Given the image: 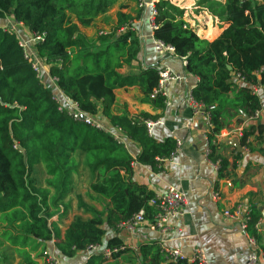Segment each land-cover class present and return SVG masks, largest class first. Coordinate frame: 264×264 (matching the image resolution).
Wrapping results in <instances>:
<instances>
[{"label": "trees", "instance_id": "obj_1", "mask_svg": "<svg viewBox=\"0 0 264 264\" xmlns=\"http://www.w3.org/2000/svg\"><path fill=\"white\" fill-rule=\"evenodd\" d=\"M117 1L0 0V210L6 213L0 236L1 241L5 237L21 241L19 253L26 264H35L24 250L27 243L44 246L59 237L57 222L51 219L54 215L58 221L67 218L72 202L79 214L56 244L63 261L101 245L107 230L116 233L141 209L152 220L154 210L148 203L154 194L132 180L131 167L139 163L155 170L174 151L175 140L155 142L144 122L156 121L160 114L130 115L117 109L116 92L136 88L138 103L162 113L164 99L152 97L159 68L144 66L137 73L120 74V69L138 59V37L126 30L91 40L81 31L93 27ZM126 2L115 13L116 29L128 28L144 15L138 8L133 15L123 12L128 9ZM196 6L227 24L216 39L199 37L185 10L170 0L154 3L153 38L171 46L175 57L184 61V71L197 79L191 96L209 115L208 159L219 161L217 172L222 176L227 162L217 155L216 136L233 120L239 124L255 120L264 101V0H226L225 4L197 0ZM6 19L42 36L33 50L48 75L57 79V89L83 116L97 122L104 119L137 144L136 158L101 126L85 125L57 110L54 93L23 58L16 34L2 30ZM252 86L260 87L258 95L252 93ZM263 135V125L251 124L243 129L239 146L252 152V143H260ZM260 217L255 209L249 211V235L257 237L255 224ZM105 248L117 249L110 260L127 251L118 238H111ZM261 252L264 257V244ZM141 256L143 261L149 256V264H186L166 262L161 248L154 245L144 246ZM41 257L48 264L46 255ZM99 262H106L101 253L92 255L87 264Z\"/></svg>", "mask_w": 264, "mask_h": 264}, {"label": "crops", "instance_id": "obj_2", "mask_svg": "<svg viewBox=\"0 0 264 264\" xmlns=\"http://www.w3.org/2000/svg\"><path fill=\"white\" fill-rule=\"evenodd\" d=\"M170 1L185 10V18L190 26L196 28L197 35L203 39L208 41L216 39L227 26L224 21L209 16L207 12L197 7V0H185L186 4H181L182 0ZM216 1L221 4L226 2V0ZM126 3L128 9L123 12L133 15L137 8L136 4ZM191 9L195 12H191ZM202 13L203 18L205 17L204 25L200 18ZM215 19L218 20L216 24H213ZM11 22H13L11 19L5 20V24ZM130 27L134 29L135 33H132L139 39L140 53L137 61L132 62L130 67H123L119 70L120 74L137 73L144 66L157 65L158 68L169 67L172 71L185 76L183 83L170 86L167 103L164 104L162 113L154 111L148 104L138 103L139 96L136 88L116 92L117 109H126L130 115L160 114L158 120L161 123L153 128L152 139L155 142L160 143L167 138H172L179 140L181 144L176 157L172 161H159L155 170L139 163H133L131 178L135 183L145 186L154 195L165 192L169 187L174 188L184 194L185 206L183 216L171 221L168 230L164 233L152 228L150 218H146L145 222L132 233L125 230H118L116 233L107 230L101 246L105 248L111 238H118L127 251L116 259L99 263L149 264V256L143 261L141 249L144 246L154 245L157 248L177 249L187 260L195 249L200 248L205 253L208 264H244L249 253L247 239L238 224L224 216L223 213L239 205L247 211L255 209L260 214L263 224V230L256 231L257 244L261 250L264 244V135L260 143H252V152L243 148L238 151L230 144V141L236 140L234 132L238 127L243 130L251 124L264 126V101L257 119H247L241 124L233 120L216 136L219 145L217 155L227 162L226 169L222 172V176H219L210 160L205 157L208 143L204 135V126L199 118L193 117L184 101L187 94L195 87L196 79L184 71L182 60L169 55L155 54L152 47L153 31L147 23L138 18L133 20ZM18 28L23 36L29 35L23 26H18ZM41 81L44 85H49L47 75H44ZM58 98L61 103H65L67 99L62 94H59ZM98 122L104 130L114 133V129L104 119L99 118ZM188 123L192 124L191 128H185ZM122 139L126 151L136 158L140 153L138 145L124 136ZM236 141L239 144V140ZM213 193L219 195L218 199L213 198ZM72 205L67 218L58 221L59 216L54 215L51 219L52 222H57L59 237L53 238L44 246L41 245V249L34 250L28 246V243L25 246V252H29V258L35 264H44V257L39 258V256L45 254L55 257L61 264H87L90 258L88 251L79 252L71 260L63 261L56 248V244L62 239L65 228L73 216L79 214L74 202ZM97 208H100L99 205ZM1 229L2 227L0 231ZM3 241L0 239V245L2 244L0 264H26L23 254L19 253L22 243L14 241L2 243ZM30 243L33 242L30 241Z\"/></svg>", "mask_w": 264, "mask_h": 264}, {"label": "built area", "instance_id": "obj_3", "mask_svg": "<svg viewBox=\"0 0 264 264\" xmlns=\"http://www.w3.org/2000/svg\"><path fill=\"white\" fill-rule=\"evenodd\" d=\"M129 2H134L139 10L144 11V15L139 18L147 23L150 30L153 31L155 29L154 24V16L156 14L154 10V3L157 0H127ZM18 26L21 24H16L11 22L9 24H4L2 30L9 33H15L18 39V46L21 49L23 58L30 64L31 69L35 73L36 77L40 80L43 79L44 75L48 76V82L52 92L54 93V100L58 103L57 110L59 112H64L68 117H70L74 121H82L85 125L100 128L99 122L96 120L83 116L79 111L77 105L75 103L70 102L66 99L65 103H61L59 101L58 95L62 94L56 86L57 79L51 78L48 75L47 68L43 64V62L37 57L33 50V46L38 41L42 40V36L31 35L23 36L20 32ZM126 30H130L134 32L132 27H123L120 28L117 33H124ZM99 34H103L100 32ZM152 47L156 55L163 56L169 55L175 57L174 49L164 44L163 42L156 40L153 38ZM176 58V57H175ZM183 61V60H182ZM184 63V61H183ZM185 66V63H184ZM158 83L156 88L153 91L152 97H162L164 99V104L167 103L168 90L173 84H181L185 80V76L183 74L176 73L172 71L169 67L162 66L158 69ZM196 79V78H195ZM197 81V79H196ZM47 85V84H46ZM251 91L253 94L258 95L260 92V87L252 86ZM63 95V94H62ZM186 105L190 108L193 117L199 118L201 120L202 125L204 126V135L206 137V130L211 127L209 115L206 112L203 105L194 101L191 96V92L187 94L184 99ZM259 112L254 114V118L257 119L259 116ZM159 120L152 121L148 120L144 122L145 130L149 137L153 136V128L155 125L160 124ZM192 124L188 123L185 125V128H191ZM242 128L238 127L234 136L236 140H239L242 137ZM112 134V133H111ZM114 138L123 143V135L119 129H114V133L112 134ZM248 142V141H247ZM179 140H175V149L170 154V156L164 160L172 161L179 152L180 149ZM246 150V149H245ZM210 155V150L207 149L205 152V157L208 160ZM211 165L215 170L219 168V161L211 162ZM214 199H218L219 195L217 193L212 194ZM148 206L154 210L152 217V228L160 233H164L168 230V225L171 221L177 220L179 217L183 216L184 206H185V196L181 192L175 190L172 187H169L165 192L161 194L154 195L153 198L149 201ZM224 216L230 218L238 224L239 229L245 235L247 239V243L249 246V253L245 259L244 264H264L263 254L257 244V239L255 236L249 235L247 231V222L249 220V211L244 210L242 206H236L233 210L225 211ZM146 220V212L144 209L138 211L127 223L121 224L119 226V230H125L129 233L134 232L137 228H139ZM263 224L261 220H258L255 224L256 231L261 232L263 230ZM179 233V231H178ZM164 253V257L166 262L168 263H177V262H185L186 264H208L207 257L202 249H195L192 256L187 260L177 249H168L165 247H160ZM90 253V257L94 254L101 253L103 258L106 261H109L111 258V254L117 252V249L110 250L108 248H104L101 245L99 246H91L87 249ZM46 255V254H45ZM46 262L48 264H61L58 259L53 256L46 255Z\"/></svg>", "mask_w": 264, "mask_h": 264}, {"label": "rangeland", "instance_id": "obj_4", "mask_svg": "<svg viewBox=\"0 0 264 264\" xmlns=\"http://www.w3.org/2000/svg\"><path fill=\"white\" fill-rule=\"evenodd\" d=\"M124 1H127V0H118L117 3L112 7V9L108 12V14L106 15H103L102 17H99L94 26L91 27V28H87V29H83L82 32L85 34V36L89 39H93L95 40L98 36H99V33L100 32H103L105 34H111V33H114L117 29L115 28V25L116 23H114V21L116 22L115 20V13L116 11L119 9V6L122 5V4H125L123 3ZM129 2V1H127ZM181 3V2H180ZM181 4H186L185 0H182V3ZM191 12H195L194 10L191 9ZM200 18L202 19V24L204 25V21H205V17L203 18L204 14H200ZM218 18V17H217ZM219 19V18H218ZM218 19H215L214 20V23L213 24H216L217 20ZM213 21V20H212ZM43 80V79H42ZM40 171V170H39ZM42 173L40 171V174H39V177L38 178H42ZM79 185V184H78ZM82 186V182H80V185H79V188ZM77 187V186H76ZM83 187V186H82ZM78 191H82L83 189H77ZM76 190V191H77ZM87 201V199H85ZM1 201V200H0ZM88 203V202H87ZM0 209H1V202H0ZM6 217V213H1V210H0V225L2 224L1 221L3 222L4 218ZM1 227V226H0ZM12 230V229H11ZM13 231V230H12ZM18 231V229H17ZM14 232H16V229H14ZM1 233V231H0ZM10 234V233H9ZM8 234V235H9ZM6 238V242L9 241L10 242V238L9 237H5ZM0 239H1V236H0ZM5 241H3L2 243H4ZM1 243V242H0ZM17 243H21V241H17ZM28 246L29 247H32L34 250L36 249H41V246L35 244L34 242L33 243H30V241L28 242ZM41 252V251H40Z\"/></svg>", "mask_w": 264, "mask_h": 264}, {"label": "water", "instance_id": "obj_5", "mask_svg": "<svg viewBox=\"0 0 264 264\" xmlns=\"http://www.w3.org/2000/svg\"><path fill=\"white\" fill-rule=\"evenodd\" d=\"M228 69H230V68H228ZM230 144L233 145L238 151L241 150V147L239 146V144L236 140H231Z\"/></svg>", "mask_w": 264, "mask_h": 264}]
</instances>
